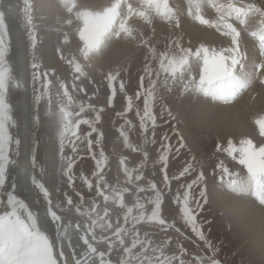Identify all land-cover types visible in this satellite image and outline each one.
Masks as SVG:
<instances>
[{
    "label": "rangeland",
    "instance_id": "374dc122",
    "mask_svg": "<svg viewBox=\"0 0 264 264\" xmlns=\"http://www.w3.org/2000/svg\"><path fill=\"white\" fill-rule=\"evenodd\" d=\"M38 1L39 0H27V3L25 1H21L20 4L26 19L25 21H27V30L29 29L27 31L28 40L27 38L24 40L25 43L28 41L32 50L30 75L33 102L35 101V107L33 109L34 127L32 134V151L35 155L36 162H38V164H36L37 167L34 173L45 183L46 188L49 190L51 199L53 200V204L55 205L59 203L61 208H66V204L64 202L65 192L72 196L74 203H80V198L76 196V192H80L84 197V201L81 204L82 212L89 211L93 200H95L101 215L103 214V209L105 207L108 208L109 217L107 219L111 220L113 224V230L115 226H117V222L124 226L128 232V235L124 237L125 246H129L131 244L133 233L136 231L139 232L141 239H150L152 241V247H154V243L156 246H159L165 240H169V243L164 246L165 254L169 256L174 254L179 255V247H184L186 249V253L181 257L184 260V264H200V261L196 260V257H200L203 261V264H208V258L210 257L218 260L219 264H264V256H260L258 252H252V249L248 243H246L244 239L240 237L236 229L228 225L223 213L219 210L218 206L214 204L215 195L211 190L212 185H215L220 180L240 175L243 176L244 174L248 173L246 168L238 163V152L229 155L227 150L228 142L231 141L233 146L236 148L241 146L240 142L242 140L247 139L252 140L256 146L264 144V137L262 138V136H260L259 126L256 124V121L261 119L260 117L262 116L253 112V116L251 115L248 119V130L245 132L234 130L225 132H210L205 128V130H202L199 124H197V121L194 119V107L189 105V99L195 98L201 94L200 91H196L195 88L191 87L190 85L192 81H199L198 78L200 69L203 66V61L202 59L198 60L195 57L190 58L188 65H186L183 69V75L181 76V74L178 73L177 79L175 81L170 80L167 86L161 83V86L156 90L155 99L150 100V104L152 105V114L155 106L157 108L156 114H158V116L156 117V124H158L159 127H167L168 135L166 139L169 138L171 140L173 150L179 148L178 154H175L176 152L172 151L170 156L179 157L180 164L174 165L176 160H173L172 158L169 159L168 167L165 169V172L169 176V181L167 184H165V172L160 171L163 165L158 162L159 155L162 151V144L160 140H158L157 144L152 146V142L150 140L152 135L150 132L153 128L149 124L151 121L147 122L146 129H142L140 127V116L137 115V112H139L141 116L143 115L144 96H140V98L142 97L141 103L134 102L135 106L132 97H129L131 98L132 107H134L132 112L127 115V119L124 116H120V118L117 119L114 113L110 112V107L107 103L108 97L111 96V90L108 88L107 81L104 79V74L109 70L119 71L120 76L116 80L118 93H122L128 89L130 91H135L134 99L139 100L140 98L137 99L135 94L136 92L140 91L139 78L141 75H143L145 57L148 56L151 58L153 53L148 52V50L145 48L137 47L135 42L131 40L121 39L116 46H118V51L121 50L123 53L120 51L117 58L110 62L111 65L102 69L101 67H96L93 69L86 67L85 75L81 76L79 80H75L74 76L76 74L73 72L71 66L67 63V60L71 59L72 57L80 56V48L83 41L80 40L78 35L79 26H75V24L70 26L69 24L65 23L66 20H69V13L66 9L72 3H75L77 7L74 9V12L82 10H90L95 12L107 7V5L113 0H61L63 2H58L59 7L56 8V12L52 13V18H50L49 15L43 13L44 4L46 1ZM131 1L133 0H129V2ZM173 1L177 2L178 4L177 7H175L177 10L174 9L173 6L170 7L174 13V19L178 15L181 16L183 14L188 18V24L192 23L190 25L195 27L198 26L199 28H205V30H208L207 25L199 24L195 20L194 14H196L198 7L199 10L203 9L202 11L204 13V7H206V5H202L200 2H198L202 0H192L197 2L196 4L194 3L196 6L194 4L190 6L192 3L191 0H180L181 2L179 0ZM227 1H229V4L233 3L232 5H235V7H244L248 3H255L258 7H260L262 4L264 6V0ZM181 4H183V6ZM189 7L191 9L192 15H189ZM192 7L194 9L196 8L195 11ZM202 11H200L201 15L203 14ZM153 13L154 17L150 15L152 20L151 25H145L143 21L135 18L131 21V25L137 35L144 33L146 38H151L152 46L155 48L157 56L162 51H169L167 45L173 40H178L182 47L191 48L193 51L203 45L210 50V53L211 50H223L224 43H227L226 46H229L227 41L228 37L223 36L222 34L218 36L216 33L214 34V31L212 30H208L210 33H213L212 35H214L212 41H205V39L197 37L194 38L193 34H188L185 32L187 30L184 31L182 27L183 24L179 23L180 27L175 28L174 24L176 20L172 21V23L166 22L163 27L155 28L154 23L162 21H158L160 17L154 11ZM69 15L77 20L74 15ZM202 16L209 19V17H207L205 14ZM47 18H49L51 21H49ZM249 18H251V16H249ZM258 19L261 18L259 17ZM177 20L179 19L177 18ZM79 22L81 27L82 23L81 21ZM247 23L248 22H246L243 29L248 26L245 30L247 31V29H249L250 32H254L255 30L251 27L254 30L253 31ZM65 34H67V42H65ZM33 36L35 37L34 46ZM221 36L222 38L225 37V39H222ZM257 36L258 35H250L251 43H249V47L252 46V48H250L255 53L256 57H262V55H258L257 51L260 49V40L258 38L259 36ZM112 41L114 43L115 41L118 42L119 40L117 41V39L113 37V39L107 43L109 48L112 44ZM130 41L132 47H129V50L131 52L129 50L125 52V47L123 46L129 44ZM260 46L263 45L261 44ZM45 47H50V50L45 49ZM107 48L104 50V52L108 50ZM253 48H255L257 52ZM240 49L244 50L241 44ZM118 51L115 49L113 54L117 55ZM177 51V49H172L170 50V54H173ZM62 55L65 57L64 59H61ZM239 55L241 58L245 57L241 53H239ZM101 56H103V54H101L100 57ZM82 63L85 64L83 61ZM33 64H36L38 67L33 68ZM151 64L154 70L159 68V64L155 59H152ZM258 64H261V62H258ZM237 71V73L241 74L239 76H241L245 82L247 81L246 77L248 75L250 76L248 77V80L250 81H247L248 86L242 89L241 93L243 96L244 94L247 95L250 86L256 82L257 78L255 77H257L259 73L256 71L255 67L254 69L252 67V70L249 72L245 70L244 66L243 69L239 68ZM252 71L255 72L253 73ZM45 76L47 77L48 82L47 88L44 87ZM121 82L124 84L123 91H121L119 87ZM185 82L189 84L187 90H185ZM61 84L64 85L63 88L61 87ZM145 84H147V81H145ZM80 88H83L84 91H80ZM169 88L171 90H169ZM65 89L67 90V96L64 95ZM68 96L72 98L71 102H69ZM239 98L240 94H238L236 99L233 101H238L240 100ZM119 99H121V97ZM194 100L192 99L191 103H193ZM53 102L54 105L52 107ZM217 102H213L210 95L204 96V112L207 111L204 113L205 117H211V115L207 114H211L210 111H213L214 109H210L206 106H209V104L211 106V103H214L213 105L219 104ZM88 105H92L93 107H88ZM81 106H84L85 110L80 114L79 117H77L75 113L80 112ZM41 107L43 109L42 115L40 116L39 113ZM61 108H64L66 111L72 113V115L69 117V121L72 123L69 126V130L64 133L63 137L61 136V132L63 130V124L66 122L62 118L60 111ZM100 109H103V111L99 112ZM104 110L109 111L104 112ZM98 112L100 115V121L99 123H96L95 117ZM169 113H171V115H169ZM110 115H113V120H118L119 127L114 123L112 129L108 130L109 126L111 125L109 123L111 117ZM103 116L104 120L102 122ZM77 119L89 120L98 129V134H102L103 136L104 132L108 131L110 135L114 136V138L109 141L107 147L104 143H101L102 148H104L103 150H97L96 144L92 143V150L88 151V141H93L95 136L93 134L90 136L87 135L90 133L89 130H91V127H89L88 124H81L78 129L74 128L73 125ZM137 123L139 126L137 130H135L134 128ZM254 124L256 126H254ZM39 125L42 127L40 139L41 144H39V138L37 135V130L40 129ZM120 129H123L125 134L128 136L129 143L140 149L138 161H136V151H132L130 147H125L124 138L120 135ZM72 131L77 132V135L79 136L78 140L71 135ZM62 139L64 146L63 155L60 151ZM70 141H75V152L72 151L73 144L70 143ZM180 142H183L184 147H180ZM146 145L147 148H145ZM217 146H219V150ZM101 151H103L104 154L103 160H101L100 157ZM144 152L148 153L147 160L144 158ZM233 155H235L237 159H233ZM94 156L96 159H93ZM68 157H71L74 161L72 169L73 186L71 188L68 187L67 176L63 174V169L66 166ZM18 158L19 157L16 159ZM122 158L125 160V166L128 168V170L133 172V182L130 184L126 183L127 177L125 176L123 168L120 164V160ZM97 160H101V162L108 161L109 171H107V168H104L105 165H103L101 174L104 178L108 176V184L110 186H114L117 189H129L128 192L124 193V208H121L111 199L108 202H105L103 197L96 196L95 183H93V187L91 189H89L83 183L81 176L83 175L87 178L88 176L85 175L82 169H80V162L89 161L93 164L97 163ZM221 162L223 163V167L228 169L227 173L223 172L221 168L216 167V165L220 164ZM189 164L191 165L192 171L187 173L185 176L180 177L178 180L172 179L173 176H179V173ZM136 169H138V171H133ZM90 170L96 171V165H92ZM201 172L204 174V179L203 181H198L193 185V188L189 190V203L194 209L196 225L198 226L199 230L204 233L203 240H201L197 234L192 231V227L190 225L184 222L183 214L180 210L182 207L180 201H182L184 198V192L187 189V185L196 180L197 176ZM136 174H142L146 177H143L141 181H135L134 177ZM93 178L98 177L94 176ZM149 181L155 183L158 190L162 193L163 202L160 209L162 217L169 225H175V227H169L167 232L161 231V225L155 222L150 223L147 220L143 221L142 223L135 224V228L133 227L135 221L124 224L123 215L126 211V208L135 205L137 200H139V203L144 205L143 210L150 213L153 205L149 204L148 201L154 200L156 193L152 192L148 187ZM104 182L101 183V186H103ZM137 187H142L145 189V191L137 192ZM201 190H203L205 193L206 202L199 195ZM106 194L111 195V188L106 190ZM196 200H199V206H197L195 202ZM136 211L137 210L134 209V215L136 214ZM64 212V215H67V212ZM74 218L76 222L83 223L87 221V216H81L78 213H76ZM177 228L179 229V232L176 231ZM96 233L97 240H100L101 235L111 236V232H102L100 229H97ZM145 233L148 234L147 237H143L145 236ZM113 240H115L114 237ZM93 243L97 248L100 247L103 249V251L107 252L106 243ZM209 244L211 245V248L208 247ZM136 249H133L136 250L133 251L134 253L139 252V246ZM149 254H152L151 251H149ZM122 255V247L118 242H115L113 250L108 257L113 264H118ZM97 259L98 258H93L95 264L98 263ZM174 264H178V262H174Z\"/></svg>",
    "mask_w": 264,
    "mask_h": 264
},
{
    "label": "snow or ice",
    "instance_id": "6c2138e0",
    "mask_svg": "<svg viewBox=\"0 0 264 264\" xmlns=\"http://www.w3.org/2000/svg\"><path fill=\"white\" fill-rule=\"evenodd\" d=\"M27 3V0H25ZM211 7L215 8L217 12V18L215 20L206 19L200 14L199 8L196 10L195 20L202 25H208L215 28L223 36L230 37L231 47L225 48L221 51L210 50L203 45L196 48L194 51L191 48L182 47L178 40L171 41L167 47L169 51H162L159 55H156V50L152 46L151 38H146L144 33L139 35L136 34L134 28L131 25V21L139 19L145 23V25H151L152 20L150 18V13L155 12L163 20L172 23L173 10L168 5V0H139V6H134L129 0H113L110 6L104 7L100 11H90L82 10L75 11L77 5L72 3L67 7V12L76 17L77 20L81 21L82 26L78 29V35L80 40L83 41V47L80 48V56L72 57L67 60V63L71 66L73 72L76 74L74 76L75 80H79L81 76L85 75V68L90 65H85L82 61H87L90 55L98 51L105 40L109 37H114L117 40L125 39L135 42L137 47H142L148 50V52L153 53L150 58L145 57V64L143 68V75L140 76V91L136 92V98L139 99L141 95L144 96V107L143 115L141 116L139 112L137 115L140 116V127L146 129L147 122L151 121L152 126L155 127L156 117L152 114V105L150 100L155 99V93L158 87L163 83L165 86L169 84V81H175L177 79V74L183 75V69L188 65L190 58L195 57L196 59H202L203 66L200 69L199 81H193L191 87L195 90L203 92L205 95H210L213 98L223 100L225 103L230 101V98L234 97L237 92L246 88L247 83L237 74V69H243V64L241 63L240 53V28H243L246 24V19L249 14H258L260 19L261 34L259 40L262 45H264V6L258 7L255 3H248L244 7H235L229 4L227 7L230 9L229 12L223 11L224 5L215 3V0H208ZM236 14V18L239 21V28L230 22L232 20L231 13ZM189 15H191V10H189ZM66 24H72V20H66ZM175 28H179L180 24L177 20L174 24ZM6 34L4 20L2 14H0V186L5 183L6 169L9 164H15L16 161L10 158L8 151L9 145L12 143V137L8 131L7 122L11 121V116L9 114V107L5 103V92L8 87V82L11 79V69L6 65L5 55L7 49L4 47V35ZM250 35L256 36V32H251ZM65 42H67V34H65ZM35 44V37L33 36V46ZM177 49L178 51L170 54V50ZM264 55V52L261 53ZM65 57L62 55L61 59ZM155 59L158 64V69H153L151 61ZM33 68H37L36 64L32 65ZM264 68V64H258L256 66V71H260ZM120 76L119 71L109 70L104 74V79L107 81L108 88L112 92V96L108 97V105L112 104V98L115 95L114 82ZM147 81V84H145ZM264 83V79L260 81ZM44 87H48L47 77L45 76ZM63 88L64 85L61 84ZM120 90H124L123 82L119 85ZM189 84L185 82V90H187ZM169 90H171L169 88ZM80 91H84L80 88ZM64 95L67 96V90L65 89ZM71 97L68 96L69 102H71ZM88 107H93L88 105ZM132 107L131 98H128L127 110ZM84 106H81L80 112L75 113L77 117L84 112ZM62 118L66 122L63 124V130L61 136L69 130V126L72 123L69 121V117L72 115L71 112L66 111L64 108L60 109ZM100 109L99 112H102ZM99 112L95 117V122L99 123L100 115ZM117 115H121L118 113ZM171 115V113H169ZM81 124H88L91 127L92 132H97V128L87 119H77L74 122L73 127L78 129ZM256 124L259 126V134L264 137V118L258 119ZM71 135L77 140L79 136L76 131H72ZM87 135H91L88 133ZM120 135L124 138L125 147H130L132 151H140L135 145L129 143L128 136L125 134L123 129H120ZM102 134H98L96 137L97 146L100 143ZM166 139V137H165ZM155 142V141H153ZM18 144L19 141H16ZM73 144L72 151H76L75 141H70ZM92 140L88 141V151L92 150ZM241 146L236 148L233 146L232 142H228V152L229 155L233 153H239L238 163L243 165L248 174L251 176L253 181V192L252 194L256 196L257 200L261 205H264V144L256 146L252 140H242ZM162 151L159 155L158 162L163 165L160 169L161 172H165L168 167L169 155L168 153L172 150L171 145L162 144ZM180 147H184L183 142H180ZM218 150H219V146ZM61 154L63 155L64 146L63 139L61 140ZM179 152V148L176 149ZM35 152V149H34ZM101 160L104 159L103 151L100 152ZM145 160L148 159V153L144 152ZM237 159L235 155L232 157ZM93 159H96L94 156ZM101 160H97L96 171L92 173L93 176L98 177L95 182V192L96 196L103 197L105 202L110 199L118 204L121 208L125 207L124 204V193L128 192V188L117 189L114 186H110L107 182L103 183L101 186V181H104V177L101 174ZM73 159L71 157L67 158L66 166L63 169V174L67 176L68 187L73 186ZM121 167L123 168L124 174L127 177L126 183L133 182V172L129 171L125 166V160L122 158L120 160ZM36 159L33 156L32 168L33 172L36 170ZM217 168H221L223 172L227 173L228 169L223 167V163L216 165ZM138 171V169L133 170ZM192 171L191 165L184 167V169L179 173V176H173L172 179L178 180L180 177L185 176L187 173ZM32 183L38 189L39 193L42 195L43 199L47 203V212L51 217L53 223L56 224L57 228H62L65 226V216L60 214L64 211H70L73 207L75 211L81 216H87V221L81 223L76 222L72 227L78 231L82 232L80 235V240L86 246V252L81 258L75 260V264H95L92 257H98L100 264H112V261L107 257L113 250L115 242H118L122 247V253L118 264H184V260L181 258L185 253L186 249L184 247H179V255H166L164 252V246L169 243V240H165L159 248L152 247V241L150 239H141L138 231L133 233V239L129 246H125L124 237L128 235L127 230L123 225L117 222L113 230L112 222L107 219L109 217V210L107 207L103 209V214L97 208L96 201L93 200L90 210L87 212L81 211V204L84 201V197L80 192H76V196L80 198V203H74L73 198L67 192L64 193V202L66 208H61L60 204H53L49 190L45 185L40 182L36 175L33 174ZM83 183L91 189L93 187V181L88 179L86 176H81ZM143 179L142 174H136L134 177L135 181H141ZM204 174L201 172L196 180L187 185V189L184 192V198L180 203L182 204L181 212L183 214V220L186 224L192 227V231L197 234V236L203 240L204 233L199 230L196 225V217L194 215V209L189 206L190 191L193 185L198 181H203ZM169 181V176L165 172L164 183L167 184ZM235 184V181H233ZM148 187L152 192L156 193L154 200H149L148 203L153 205L150 213L145 212L144 205L139 203L137 200L136 204L132 207H127L123 215L124 224H128L135 221V224L142 223L147 220L148 222H155L161 225V231L167 232L169 227H175V225H169L167 221L161 215V204L163 202L162 193L158 190L157 185L149 181ZM111 188V195L106 194V190ZM137 192H144L145 189L142 187L136 188ZM200 197L206 202V196L204 191L201 190L199 193ZM197 206H199V200L195 201ZM7 205L8 210L4 214L0 215V264H59V259L55 254L53 245L49 243L47 237H45L37 229V221L34 214L28 209L25 202L18 199L16 195L9 192L7 195ZM134 209H136V214L134 215ZM59 210V211H57ZM100 229L102 232H111L109 235H101L100 240H97L96 230ZM179 232V229H176ZM148 234L145 233V237ZM113 237L115 240H113ZM170 239V238H169ZM96 243H106L107 252L100 251L95 246ZM139 246V252L134 253L133 249ZM211 248V245H208ZM151 251V255L149 254ZM61 256L63 253L60 254ZM196 260L203 264L200 257H196ZM208 264H219V261L214 258H208Z\"/></svg>",
    "mask_w": 264,
    "mask_h": 264
},
{
    "label": "bare ground",
    "instance_id": "6f19581e",
    "mask_svg": "<svg viewBox=\"0 0 264 264\" xmlns=\"http://www.w3.org/2000/svg\"><path fill=\"white\" fill-rule=\"evenodd\" d=\"M21 1H25V0H0V8L3 11H5V14H6L5 19H6L7 28H8L9 37H10V39L7 41L8 48L10 46V54L8 56V61L6 65L12 69V75L9 81V88H8V93H7V100L10 104L9 114L12 119L11 121L8 122V131L12 137V143L10 144V154H11L10 158L16 161L15 164H9L6 169V181L1 188V192H2L1 198L2 199L0 202V215L1 213L4 214V212L8 210L7 199L5 198V195L10 191V187L13 186L14 194L17 196L18 199H21L25 202L28 209L36 217L37 229L43 231L44 233L49 235V237L51 238L55 253L60 261L59 264H75V260L81 258L82 255L87 250L86 246L83 244V241H81L79 238L82 232H78L72 227V225L76 223L74 216L77 212L75 211V209H72L68 212L67 215H64L65 214L64 212L60 213L65 216V226L58 229L56 224L52 222L51 217L48 215L46 201L43 200L42 195L39 193L35 185H33L32 179H31L32 175L34 174L33 168H32L33 156H34L33 151H32V145H33L32 134H33V127H34L33 109L35 107L34 106L35 101L33 102V97H32L33 92H32V87H31L32 84H31V75H30L31 73V51L32 50H31V47L28 41L27 43H25V40H24L28 37L27 31L29 29L27 30V27H26L27 21H25L26 19L23 14L22 6L20 4ZM42 1H46L44 4L43 13L49 15L50 18H52L53 16L52 13L56 12V8L59 7L58 2H63L61 0H54V1L53 0H42ZM71 1H75V0H71ZM168 1H169V5L173 6V8L176 9L175 7H177L178 5L177 2H174L173 0H168ZM38 2H40V0ZM112 2L113 1H111L107 6H110ZM198 2H200L202 5H206V7H204V11L210 20H215L217 18L218 14L215 8L209 5L208 0H203V1H198ZM215 2L217 4H221L224 6L226 5L225 0H215ZM131 3H133L134 6H139V0H133L131 1ZM194 3L196 4L197 2L192 1L191 4L189 2L190 6H192ZM181 5L183 6V4ZM223 11L225 10L223 9ZM11 14L15 16L11 18ZM150 15L154 17L153 12L150 13ZM249 16H251V18H249ZM249 16L246 19L248 23L252 26L260 27V19H258L259 18L258 14H250ZM179 17H178L179 23L183 24L182 27L184 31L187 30L185 32H187L188 34H193L194 38L197 37V38H203L205 39V41L206 40L212 41V38L214 36L212 35L213 33H210L208 30H205V28L202 29V28H199L198 26L195 27L193 25H190L192 23L188 24V21L184 17V15L179 16ZM47 19L49 20V18ZM230 22L234 23L233 20H231ZM154 24H155V28L163 27L165 25L164 22H155ZM234 25L236 26L235 23ZM208 27L213 28L210 26ZM239 30L241 31L240 44L242 48L244 49V50L240 49V53L245 56L244 58H241V63L243 64L245 70L249 72L252 70V67L253 69L254 67L256 68L258 62H261V64H264V56L261 59L259 58L257 61L256 55L252 51L249 50L252 48V46H250L251 48L249 47V43H251V41L248 38V34L242 28H240ZM248 30L249 29H247V32H250V30L249 31ZM220 34L221 33L219 32V35ZM230 40L231 38L228 37L227 41L229 43V46L228 45L226 46L227 44L226 43L225 48L231 47ZM119 42L120 40L118 42L115 41L114 43L112 41V44L110 43L111 44L110 48L108 47L107 48L108 50L106 52L102 51L100 48L98 51L90 55L89 60L83 61V62L86 65H90L88 67L89 69H93L96 67L97 68L101 67L102 69L104 67L111 65L110 62L114 61V59L117 58L118 54L121 51V50L118 51V46H116L118 45ZM130 43L131 41L126 46H123L125 47L124 48L125 52L129 50V47H132V44ZM261 48H264V45L260 46V49ZM45 49L50 50V47H45ZM115 49H117L118 51L117 55L113 54V51ZM42 50H43V47H42ZM257 51L259 54V50ZM121 53L123 52L121 51ZM101 54H103V56L100 57ZM263 71H264V68H261V70L258 72L259 73L258 76L255 77L257 78L256 82L253 83L252 86H250V89L248 90V92L246 91L247 95L245 94L244 96L241 95L239 98L240 100L238 101L236 100L235 102L232 101V102L225 103L222 100L223 103H220V102H217L216 100L217 98H213L211 96V99L213 102L219 103L215 105H213L214 103H211V106H210L209 104L210 102L208 101L209 106H206V107H209L210 109L214 108L213 111L209 110L211 114H207V115H211V117H205V114H204L207 111L204 112V104H205L204 96L205 95L203 92H201L199 96L192 98L193 100L195 99L193 103H191L192 99L190 98L189 105L194 107L193 116H194V119L197 121V124H199L200 128L202 130L207 129L210 132L211 131L212 132L213 131L225 132V131H230V130L245 132L246 130H248L247 129L248 119L250 118L253 112L262 116L260 118H263L264 116V84L260 82V79L261 80L264 79V76H262L264 75ZM237 74L241 75L239 73ZM248 77L250 76L248 75L246 77L247 81H250L248 80ZM238 94H240V91L237 92L234 97H237ZM232 99L233 97L230 98V100ZM254 126L256 125L254 124ZM243 136H246V135H243ZM16 141H19V143L17 144ZM17 157L19 158L16 159ZM233 181H235V184L233 183ZM211 190L213 191L212 193H214L215 195L214 204H216L219 210L223 213L228 225L236 229L240 237L244 239L246 243H248V245L252 249V252H258L260 256H264V205H261L259 201L257 200L256 196L252 194L253 181H252L251 176L247 173L241 177L235 176L229 179L221 180L215 185H212ZM61 253H63L62 256L60 255ZM93 258H98V257L94 256L92 257V260ZM107 258L110 259L109 257ZM97 260H98L97 264H100L99 258Z\"/></svg>",
    "mask_w": 264,
    "mask_h": 264
},
{
    "label": "trees",
    "instance_id": "16d2710c",
    "mask_svg": "<svg viewBox=\"0 0 264 264\" xmlns=\"http://www.w3.org/2000/svg\"><path fill=\"white\" fill-rule=\"evenodd\" d=\"M165 130L163 128H159L156 132H155V136L158 137L160 139V137L165 136L167 133L164 132Z\"/></svg>",
    "mask_w": 264,
    "mask_h": 264
}]
</instances>
